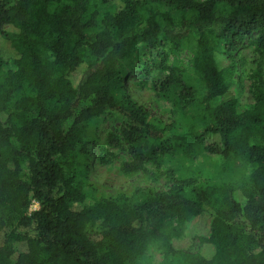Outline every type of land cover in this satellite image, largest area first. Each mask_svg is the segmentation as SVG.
Here are the masks:
<instances>
[{
	"label": "trees",
	"instance_id": "1",
	"mask_svg": "<svg viewBox=\"0 0 264 264\" xmlns=\"http://www.w3.org/2000/svg\"><path fill=\"white\" fill-rule=\"evenodd\" d=\"M160 3L177 16L142 0H0V264H136L150 245L170 264H264V0ZM185 44L200 94L166 66ZM237 55L254 81L243 110ZM136 64L167 72L159 84L183 104L185 125L153 124L129 96L124 74ZM105 111L121 120L126 175L179 151L253 169L239 185L168 172L166 191L87 204L84 137ZM182 228L196 252L173 242Z\"/></svg>",
	"mask_w": 264,
	"mask_h": 264
},
{
	"label": "rangeland",
	"instance_id": "2",
	"mask_svg": "<svg viewBox=\"0 0 264 264\" xmlns=\"http://www.w3.org/2000/svg\"><path fill=\"white\" fill-rule=\"evenodd\" d=\"M147 2V7H155L160 11L177 13L165 7L160 0H142ZM102 10H100L101 13ZM166 66L173 67L177 76L194 88V93L203 91L202 83L192 66V47L183 45L176 52H166ZM143 61L148 63L145 56ZM237 72L233 80L237 83L241 98L239 110L246 107L247 101L243 95L249 94L251 83V67L245 56L237 55L235 58ZM124 74V87L129 96L141 106L149 115V120L158 126L185 125L189 120L183 104L179 103L175 92L163 89L159 84L167 72L149 69L151 76H147L137 67L132 66ZM11 68V67H10ZM261 81L264 83V60L260 62ZM148 73V72H147ZM121 120L119 116L110 111H105L91 121L87 128L84 141H88L82 156V162L88 170V181L92 184L86 199L87 204L94 203L98 196H113L119 192L132 189H152L157 192L166 191L170 186L167 173H174V177H182L193 180L196 183L209 181L215 184L239 185L253 169L236 160L211 156L206 153H191L183 155L180 151L170 156L161 157L159 167L147 166L145 171L135 175H126L121 169L125 162L131 161L128 151V143L120 133ZM23 176L27 177L26 164L22 165ZM37 204L32 202L30 211L36 210ZM181 237L174 240L176 246L194 253L197 250V241L190 237L187 228L181 229ZM13 260L15 257L12 258ZM172 258L164 255L154 245H150L142 258L136 264H170Z\"/></svg>",
	"mask_w": 264,
	"mask_h": 264
}]
</instances>
